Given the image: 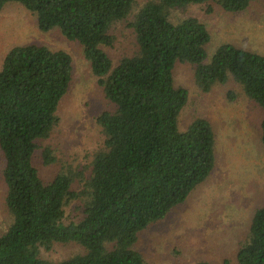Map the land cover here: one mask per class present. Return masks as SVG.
<instances>
[{"label":"trees","instance_id":"obj_1","mask_svg":"<svg viewBox=\"0 0 264 264\" xmlns=\"http://www.w3.org/2000/svg\"><path fill=\"white\" fill-rule=\"evenodd\" d=\"M12 1L35 14L40 30L57 27L83 46L109 107L96 118L103 145L82 188L75 183L83 173L72 167L43 180L34 159L42 149L44 164L57 162L43 142L59 124L73 59L65 50L36 43L6 53L0 69V150L13 222L0 234V264H150L134 248L140 233L184 203L216 162L209 119L196 117L179 129L189 92L176 85V63L194 67L204 93L216 84L236 83L261 110L264 144V54L224 43L206 62L211 39L206 25L195 17L173 22L171 12L203 3L211 12L215 3L235 13L264 0H146L132 19L136 0H0V10ZM122 21L133 30L136 48L115 62L107 47L114 45V26ZM227 94L230 100L239 96ZM78 199L82 215L71 218L66 206ZM70 242L83 252L58 261L43 256L54 244ZM237 262L264 264V206L251 219Z\"/></svg>","mask_w":264,"mask_h":264},{"label":"rangeland","instance_id":"obj_2","mask_svg":"<svg viewBox=\"0 0 264 264\" xmlns=\"http://www.w3.org/2000/svg\"><path fill=\"white\" fill-rule=\"evenodd\" d=\"M146 0H136L133 12ZM208 12L207 3L190 4L174 9L170 18L178 22L187 17L201 20L211 39L206 45L209 62L216 49L224 43L264 54V2L254 1L241 12H228L215 3ZM116 40L107 47L117 62L133 53L135 35L122 21L114 26ZM42 44L54 50H65L73 59L72 81L63 97L58 115L59 124L51 137L43 142L50 146L57 162L44 164L42 149L37 150L34 164L45 181L62 169L73 168L83 173L75 183L82 188L90 174L94 154L103 145L97 116L109 107L101 87L92 73L91 63L83 53V46L65 37L59 28L40 30L35 14L20 2H9L0 10V69L6 53L17 45ZM173 70L177 86L189 92L186 106L180 113L178 126L186 130L196 117L210 120L216 134V162L207 179L191 192L186 201L175 206L165 219L152 224L140 233L135 249L150 264H194L205 260L213 264H238L237 252L247 237L255 211L264 206V144L261 141V110L243 94L234 82L216 84L207 93L196 85L194 67L177 62ZM239 94L235 100L228 92ZM4 158L0 150V234L13 222L5 196L3 179ZM80 199L68 202L66 213L81 217ZM70 218V219H71ZM83 248L77 243L54 244L43 256L58 261Z\"/></svg>","mask_w":264,"mask_h":264}]
</instances>
